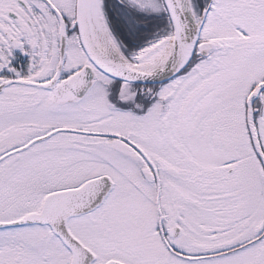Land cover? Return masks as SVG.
<instances>
[{"label":"snow or ice","instance_id":"obj_1","mask_svg":"<svg viewBox=\"0 0 264 264\" xmlns=\"http://www.w3.org/2000/svg\"><path fill=\"white\" fill-rule=\"evenodd\" d=\"M0 264H264V0H0Z\"/></svg>","mask_w":264,"mask_h":264}]
</instances>
